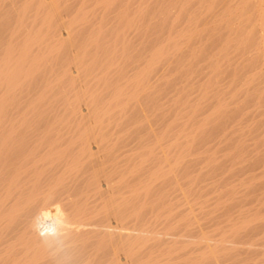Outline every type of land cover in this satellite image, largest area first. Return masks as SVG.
<instances>
[{
  "label": "bare ground",
  "instance_id": "6f19581e",
  "mask_svg": "<svg viewBox=\"0 0 264 264\" xmlns=\"http://www.w3.org/2000/svg\"><path fill=\"white\" fill-rule=\"evenodd\" d=\"M64 1L24 0L16 9L14 25L7 24L10 13L5 16L0 7V264H179L181 259L180 264L209 260L211 264H264V0H180L177 16L189 14L185 33L176 29L175 4H167L172 0H164L155 13L149 11L148 0L135 9L132 0H80L67 22L58 18L61 8L72 3ZM33 2L34 20L43 12L36 28L24 21ZM7 7L5 3V11L11 10ZM113 8L115 23L107 30L104 22ZM96 10L102 12L97 27L85 32L89 25L84 22ZM148 11L167 28L166 36L153 47L142 40L151 46L148 56L145 60L137 54L143 66L129 63L130 68L136 67L129 75L125 67L135 59L127 34L139 23L140 32H147L150 22L144 27L142 22ZM78 33L86 38L79 43H85L79 48L74 41L77 48H73ZM239 49L245 54L240 61L233 53ZM204 56L210 70L195 90L192 115L182 107L183 112L177 109L168 121L157 103L160 100L152 97L158 84H152L151 73L163 74L162 63L167 68L169 61L176 69L184 66L185 75L189 69L201 73L197 61ZM61 58L65 61L59 65ZM52 62L58 67L51 65L54 72L46 74ZM162 80L158 83L173 85V80ZM32 81H39L41 89L38 93L28 89L33 95L27 94V101L29 95L35 96L29 98V105H22V109L26 106L22 111L16 100L21 98V88ZM142 98L155 103L148 109V101L144 99L147 105H143ZM59 99L63 110L56 114ZM178 99L173 98L172 105L177 106ZM46 104L50 106L43 107ZM11 105L19 107L20 117ZM131 107L134 112L127 114ZM9 109L14 113L9 114ZM152 114L160 120L156 128H152ZM195 135L211 153L206 164L214 193L212 217H208L212 234L191 231L184 224L190 227L188 234L180 233V227L176 233L159 236L150 228L151 218L161 216L170 205L167 191L173 184L190 188L197 179L195 163L186 159ZM173 161L176 172L168 167ZM202 163L203 159L199 172L205 167ZM169 219L167 224L174 217ZM177 219L170 228L184 223ZM183 237L191 238L190 244L202 239L207 243L193 256L195 248L186 247L190 254L179 250ZM221 256L225 262H220Z\"/></svg>",
  "mask_w": 264,
  "mask_h": 264
},
{
  "label": "rangeland",
  "instance_id": "374dc122",
  "mask_svg": "<svg viewBox=\"0 0 264 264\" xmlns=\"http://www.w3.org/2000/svg\"><path fill=\"white\" fill-rule=\"evenodd\" d=\"M1 1L2 0H0V7L2 6V10H0V11H2L3 13H4V15L6 14V13H10V14H12V15H10L9 14V16H8V14H7V18L8 17H10L9 19H5L6 21H8L7 22V24H15V22H13L14 20H13V18L15 19V15L14 14H16V9L18 10L19 9V7L18 6H21L22 5V3H23V1L24 0H3L4 1V5H1V4H3V3H1ZM27 1V0H26ZM68 1H70V2H68ZM77 1V2H76ZM121 1V0H120ZM136 0H132V1H130V5H131V8L132 7H134L133 9H135L136 7H138V4L137 3H139L140 1H143V0H137V2H135ZM150 3H151V6L149 7V11H150V9H151V12L153 11V13H155V12H157L158 10H159V8H157L159 5L160 6H162V5H164V3H163V1L164 0H148ZM166 1V0H165ZM173 1V3H170V2H172ZM172 1H166L165 3H167V2H169V3H167V4H170V5H173V4H175V7H172V10H173V12L176 14H174V15H172V18L173 17H175V16H177L178 14H177V8L176 7H178L179 5V2H180V0H172ZM66 2H68L67 4H70L71 2V4H70V7L68 8H66V7H62L61 8V10H62V12L60 11V14L59 15H61L60 17H58V18H61V17H64V18H61V20H63L64 22H67V20L69 19V18H71V17H73L72 15H75L74 13L76 12V10H77V6H79L80 4H79V2H80V0L78 1V0H65L64 1V3H66ZM74 2V3H73ZM76 2V3H75ZM160 2V3H159ZM5 3H6V7L7 8H9V6H11L10 8H11V10H12V12H11V10L10 9H8L7 11H5L6 10V8H4L5 7ZM8 3H10V5L8 4ZM34 3L35 2H33L32 3V5L30 6V8L27 10V12L29 13H27L26 15L27 16H25V18H24V21H25V25L28 27V26H30V24H33L32 26L33 27H35V26H39L38 24H40V16L42 15V11H39L40 13L37 15V17L39 18H37L36 20H34V16H35V11H34V9L33 8H35V10H36V7H34V6H36V4L34 5ZM134 5H133V4ZM155 3H157L158 5H156ZM162 3V4H161ZM73 4V5H72ZM79 4V5H78ZM64 6H65V4H64ZM66 6H68V5H66ZM174 6V5H173ZM33 7V8H32ZM76 8V9H75ZM91 8V7H90ZM179 8V7H178ZM15 9V10H14ZM33 9V10H32ZM65 9V10H64ZM74 9V10H73ZM115 9H117L116 7H115ZM115 9L113 8L112 10H114V11H112V10H110L111 12L109 13L108 12V14H109V17L107 18V16H108V14L107 15H105L104 14V16H103V18L105 17V18H107V19H105V24H106V26H104V27H106L105 29H110L111 28V26L115 23V17H113L116 13H117V11H118V9H117V11H115ZM156 9V10H155ZM30 10V11H29ZM154 10H155V12H154ZM5 11V12H4ZM75 11V12H74ZM148 11V12H149ZM2 12H0L1 14H3ZM38 12V11H37ZM42 12V13H41ZM151 12H149L148 14H146V16H145V18H144V20H143V24L144 25H142L143 27L147 24V23H149L150 22V24H149V26H148V28H147V32L146 33H142V32H140V30H141V23H139V25H135L136 27L134 28V26H133V28H131V29H129V34H127V36L129 35L130 36V38L129 37H127V39L129 40V43L132 45V46H130V48L131 49H133V51H131V49H130V51L131 52H133V58L135 59V60H133L132 59V62H128V64H127V66L125 67V71L127 72V73H129V75H131L133 72H132V69H134L133 71H135L136 69V67H131L130 68V65L131 64H129V63H136V62H140V67H141V63H143L144 61H142L143 59H145L146 60V58H147V56L148 55H146L147 53H148V51L150 50L149 48L152 46H154V44L156 45L158 42H160V40H162L163 39V36L165 37L166 36V30H167V28L165 27V26H162L161 25V21L159 20V19H157V18H155L156 16H154L153 15V13H151ZM70 13V14H69ZM34 14V15H33ZM41 14V15H40ZM98 14V15H97ZM101 14H102V12H101V10H96L95 12H94V15H91L89 18H88V20H86V22H84V24L86 23L87 25H89V26H87L86 27V30L84 29V31L85 32H88L89 33V28H91V27H93V25L95 26V27H93V29L94 28H96L97 27V24H98V20H99V18H100V16H101ZM182 14V13H181ZM31 15V16H30ZM40 15V16H39ZM58 15V16H59ZM69 15V16H68ZM184 15V16H183ZM183 15H181V16H177V21H176V29L178 30H182L181 31V33H185V29H186V27H187V24H189V22H188V20H189V14H183ZM65 16L67 17V18H65ZM33 17V18H32ZM153 17V18H152ZM5 17L3 16V19H4ZM150 18V19H149ZM183 18V19H182ZM32 19H33V21H32ZM181 21H179V20ZM3 21V22H6V21ZM12 20V21H11ZM60 20V19H59ZM59 20H57V22L59 21ZM148 20H150V21H148ZM183 20H184V22H183ZM62 21V23L64 24V22ZM107 21V22H106ZM111 21V22H110ZM114 21V22H113ZM187 21V22H186ZM2 22V21H1ZM13 22V23H12ZM33 22V23H32ZM180 22V23H179ZM35 23V24H34ZM94 23V24H93ZM111 23V24H110ZM113 23V24H112ZM166 23V22H165ZM6 24V23H5ZM13 24V25H14ZM60 24V23H59ZM96 24V25H95ZM167 24V23H166ZM183 24H185V25H183ZM86 26V25H85ZM114 26V25H113ZM184 26V27H183ZM81 28H84V26L82 27V26H80ZM36 28V27H35ZM81 28H76L78 31H79V29L81 30ZM153 28V29H152ZM181 28V29H180ZM151 29H152V31H151ZM132 30H134L133 31V33L131 32ZM158 30V31H157ZM77 31V32H78ZM149 31H151L150 33H148ZM79 32H81V31H79ZM83 32V31H82ZM156 32V33H155ZM88 33H83V34H88ZM132 33V34H131ZM134 33H136L135 34V36L136 37H134ZM141 33H142V35H141ZM157 33H159V34H157ZM80 34V35H79ZM145 34V35H144ZM162 34V35H161ZM158 35H161V37H159ZM81 36H83L84 37V35H82V33H78L74 38H73V48H74V46H75V48H77L76 47V45H74V41H78V47L81 45V46H83V44L85 43V41H84V43L82 44H80L79 42H81L82 40H84V39H86V38H83V37H81ZM141 36V37H140ZM159 37L158 39H154V37ZM76 37H78V38H76ZM111 37V36H110ZM131 37H133V38H131ZM146 37V38H145ZM147 37H148V39H147ZM149 37H151V38H149ZM75 38L77 39V40H75ZM106 38H109L108 37V34H106ZM142 40H146V42H147V40H148V44L150 45L151 44V46H149L147 43H145V41H143L142 42ZM155 40V41H154ZM151 41H153V42H151ZM156 41H158V42H156ZM83 42V41H82ZM135 43V44H134ZM144 43V44H143ZM76 44V43H75ZM80 44V45H79ZM129 44V45H130ZM139 44V45H138ZM211 44L208 42L207 44H206V48L208 49L209 48V46H210ZM80 46V47H81ZM147 46H149V47H147ZM79 47V48H80ZM135 47V48H134ZM142 49H141V48ZM184 47V46H183ZM148 48V49H147ZM213 48V45L211 46V49ZM139 49H141V50H139ZM184 49V48H183ZM189 50H190V48H188ZM139 50V51H138ZM187 51L188 50H186V52L184 51V53H182L181 54V61H182V63L181 64H183L184 63V61H183V59H185V55L187 54ZM134 52H136V53H134ZM141 52V53H140ZM233 53H237L236 55H235V57L234 58H236V59H238L239 61L240 60H242V58L244 57V55L245 54H243V53H241V50L239 49V50H237V51H234ZM62 54V53H61ZM137 54H141L142 56H143V59H141L142 58V56L141 55H137ZM184 54V55H183ZM63 56V55H62ZM89 56H87V58H88ZM137 57H139L138 59H137ZM63 59V60H62ZM56 60V59H55ZM137 60V61H136ZM52 61H54V59L52 60ZM58 62L59 61H61V62H59V63H57V64H62L64 61H65V58H61V60H57ZM134 61V62H133ZM208 61H209V59H208V56H204L203 58H200L199 59V62L197 61V68H201L202 67V69H201V73H199V69H198V72L196 71V74H194V72L192 73V70L190 71V69L188 70V73H186V75H185V71H184V69H185V67L184 66H181L180 64H179V68L178 69H176L177 67H175L176 65H174V62H170L169 61V65H168V67L170 68H165V66H166V64H164V63H162L163 64V66L162 67H164V70H163V68L161 67V66H157L158 68L160 67V68H162V70L163 71H161V69H160V72H163V74L162 73H159V72H157V73H155L154 71L151 73V80H152V84H158L157 86H155L154 88L155 89H157L158 88V91L156 90L155 91V93L154 94H152L151 96L154 98V101H158V100H156V99H159L160 101L159 102H157L158 103V105L160 104V108H161V110L163 109V111L162 112H165L164 114H165V116L168 118V121H171V119H172V115L174 114V112H177L178 110L177 109H179L180 111H182L183 112V108L182 107H187L186 108V110H187V112H185V113H188L189 114V116L190 115H192V113H190V112H192L191 110H192V108H194L195 106H193L195 103L194 102H196V100H197V97H195V95L194 94H196L197 95V92H198V89L197 88H199V84L201 83V81H202V79H203V77H204V79H205V77H207L208 76V72H209V70H210V67L208 66ZM50 62V61H49ZM167 61H165V63H166ZM57 64L55 63L54 64V62H52V63H50V66H48V67H51V65L53 66V68L54 67H58L57 66ZM138 64V63H137ZM129 65V66H128ZM160 65V64H159ZM171 65V66H170ZM132 66V65H131ZM134 66H135V64H134ZM137 66V65H136ZM143 66V65H142ZM48 67H47V72H46V74L48 73V72H50V70L51 69H53L52 67L51 68H49L48 69ZM156 67V70L157 71H159L158 70V68ZM55 68V69H56ZM130 70H129V69ZM181 68V69H180ZM167 70H169V72H167ZM173 70H174V73H173ZM53 72H54V69H53ZM132 72V73H131ZM166 72V73H165ZM171 72H172V74L173 75H171ZM51 73H52V70H51ZM155 73V74H154ZM169 75H168V74ZM165 74V75H164ZM192 74H194V75H192ZM160 76L159 77V79L158 78H156V79H154L155 77L154 76ZM180 78H179V77ZM185 76H187V77H185ZM45 77H47V76H45ZM154 77V78H153ZM153 78V79H152ZM160 78H166V79H170L169 81H171V80H173V81H171V83L173 84L172 86H170L169 84H167V85H161V84H159L158 82L160 81V83L161 82H164L165 80H162V79H160ZM183 78V79H182ZM149 79H150V76H149ZM41 80V79H40ZM182 80H185V82L183 81L182 82ZM150 81V80H149ZM154 81V82H153ZM192 81H194V82H192ZM35 82V83H34ZM151 82V81H150ZM174 82V83H173ZM192 82V83H191ZM37 83V84H36ZM40 82L39 81H32V82H30V86L27 84H25L23 87H25V89L24 88H21L22 89V91H23V93H17V97H18V95H19V97L18 98H20L19 99V102H18V100H16L17 101V105H20L21 106V108H20V110L22 109V105L23 104H25L26 106L27 105H29L28 103L30 102V99L31 98H33L34 96H35V94H34V96L32 97V95H33V93H35V92H37L38 93V91H40V89L39 88H37V87H41V83L39 84ZM194 83V84H193ZM33 84V85H32ZM36 84V85H35ZM189 84V85H188ZM190 84H191V87H190ZM175 85V86H174ZM31 86H32V88H31ZM184 86V87H183ZM187 86H189V87H187ZM192 86H194V87H192ZM164 87V88H163ZM169 87V88H168ZM175 89H174V88ZM27 88V89H26ZM182 88H184V89H182ZM24 89V90H23ZM28 89H29V91H33V93H29L28 92ZM31 89V90H30ZM36 89H37V91H36ZM39 89V90H38ZM164 89V90H163ZM168 89V90H167ZM179 89H181V90H188L187 92L185 91V93L186 94H183V92L184 91H180ZM197 89V90H196ZM25 90H26V93H25ZM197 92H196V91ZM18 91V90H17ZM21 90H20V92H22ZM170 91V92H169ZM19 92V91H18ZM24 94V95H23ZM27 94H32V95H29V97H28V100H29V102L27 101ZM157 94V95H156ZM159 94V95H158ZM177 94H180V96L179 95H177ZM189 94V95H188ZM191 94H193V95H191ZM72 95V93L70 94V96ZM109 94H107L106 92L105 93H103V99L104 100H106L109 96H108ZM188 95V96H187ZM24 96H26V97H24ZM155 96V97H154ZM167 96V97H166ZM179 96V98H183V99H178L177 97ZM182 96V97H181ZM187 97H189L190 98V100L187 102V101H185V99H187ZM195 97V98H194ZM17 98V99H18ZM24 98V99H23ZM30 98V99H29ZM149 98V97H148ZM148 98H142L141 100H143V102H141L143 105H144V103L146 102V100L148 101V105H147V103H145L148 107V109L150 108V103L152 104V103H155V102H149V101H151V100H148ZM173 98H176V99H178L179 101L176 103V105L178 106L179 105V107L177 108V106H175L174 104L172 105V99ZM144 99H146V100H144ZM162 99V100H161ZM23 100H26V101H23ZM63 100V99H62ZM184 101L185 102H187V106H185L184 104H186V103H184ZM194 101V102H193ZM28 102V103H27ZM57 102H60V104L59 103H57L56 105H55V107L53 106L52 107V110L54 109V111H53V113H56L57 114V112H58V110H63V103H62V101H60V99L57 101ZM171 102V103H170ZM189 102H191V103H189ZM22 103V104H21ZM140 103V104H141ZM183 103V104H182ZM141 104V105H142ZM182 104V105H181ZM16 105V106H17ZM145 105V106H146ZM26 106H23L24 108L22 109V111H24V109H25V107ZM49 107L50 106V104L49 105H44L43 107ZM82 106H84V105H82ZM144 106V107H145ZM171 106V107H170ZM175 106V107H174ZM18 107V106H17ZM162 107H164V108H162ZM190 107H192V108H190ZM11 108H13L14 110H15V106L14 105H11ZM19 108V107H18ZM18 108H16V109H18ZM61 108V109H60ZM134 108V107H133ZM133 108L131 107L129 110L131 111H129L128 110V112H127V114L129 113V114H131L132 113V111L134 112V110H133ZM56 109H57V111H56ZM165 109V110H164ZM172 109V110H171ZM174 109H176V110H174ZM10 110H11V114H13L14 112L12 111V109H9V114H10ZM19 109L16 111L15 110V114L18 112V111H20ZM52 110H51V112H52ZM7 111H8V108H7ZM22 111H20V112H18V114H19V116L18 117H20L21 116V114H22ZM161 112V111H160ZM169 113V114H168ZM184 113V114H185ZM14 114V115H15ZM58 114H60L59 112H58ZM172 114V115H171ZM154 116H156V114H152V123H154L153 125H152V128H153V126H154V128H156L158 125H159V122H160V120L158 121V120H154ZM188 116V117H189ZM16 117H17V114H16ZM151 118H149V119H151ZM157 118V117H156ZM155 118V119H156ZM157 119H159V118H157ZM196 120V119H195ZM151 121H150V124H151ZM157 123H156V122ZM192 121V120H191ZM190 120H189V122H191ZM193 124H195V126L197 127V124H196V122H193ZM191 127H192V125H191ZM195 127V128H196ZM192 129H193V131H194V127H192ZM197 129V128H196ZM194 133L196 134V135H198V131L197 132H195L194 131ZM195 135V142H197V143H195V142H193V147H192V149H190L191 150V154L190 155H187V157H186V159H192V162H194L195 163V165L194 166H196V168H195V170L196 171H194V178H196L197 177V179H194L195 181H193V185H191L190 186V188H189V186H187V185H183L182 186V189H181V186L180 185H177V184H173L172 185V187H170L169 188V190L167 191L168 193H166V195H168V197L167 198H169V201H170V199H172L170 202H169V204L170 205H168L167 206V208L164 210V212H163V214L161 215V216H158V217H156V218H154V217H152L151 218V224H150V228L151 229H155L154 231H156L157 232V234H159V236H166V235H168V234H171V233H176L177 231H178V229L181 227V230L179 231L180 233H186V231H190L189 230V226H191L193 229H191V231H199V230H202V231H204V233H206V234H208L209 236H210V232H211V234H212V229H213V227H212V220H210L208 217H212V206H213V204H211L212 202H213V200H212V196L214 195V193L211 191V189H209V188H211L212 186L210 185V182H211V180H210V175H209V166L210 165H207V164H210L209 163V155L211 154L210 153V151L208 150V149H206V146H202V142H200L201 140L198 138L199 136H196ZM199 139V140H198ZM197 145V146H196ZM200 146V147H199ZM200 151V152H199ZM206 151L208 152V153H206ZM192 153H194V154H192ZM198 153H199V155H198ZM194 156V157H193ZM195 156L198 158H195ZM201 159H203V163H204V166L205 167H203L202 169H201V172H199L198 170H199V161L201 160ZM208 161V162H207ZM174 163V161L168 166V167H170V168H172V170H174L175 172H176V170L174 169V165H172ZM202 163V164H203ZM207 163V164H206ZM193 166V167H194ZM167 167V168H168ZM198 169V170H197ZM171 170V171H172ZM170 171V172H171ZM173 171V172H174ZM172 173V172H171ZM174 174V176H176V174L177 173H172V174H170L171 176ZM207 175V176H206ZM160 179V178H159ZM157 182H159V180H157ZM196 182V183H195ZM179 184V183H178ZM196 184V185H195ZM191 187L192 188H194V189H191ZM208 187V188H207ZM186 188H189V189H186ZM176 189H178V190H176ZM179 189H181V192L179 191ZM200 189V190H199ZM185 190H188L187 191V193H186V191ZM190 190H194V191H191V192H189ZM177 192H179L180 194L178 195L179 197H181V195L183 194L184 196V198H185V196H187L186 198V200L185 201H183V199L184 198H182V200L181 199H178V196L176 195V194H178ZM195 192V193H194ZM176 193V194H175ZM190 193H191V195H190ZM211 194H213L212 196H211ZM175 195H176V197H175ZM210 196V197H209ZM205 197H207V198H205ZM188 198L189 199H191L190 201H188ZM195 198H197L195 201H197V202H195L194 201V199ZM210 198H211V200H210ZM177 199V200H176ZM175 200H176V202L178 201V200H180V201H178L177 203L179 204V206L178 205H176L177 203L175 202ZM186 201H188V202H186ZM191 201H194V202H192L191 203ZM207 201V202H206ZM205 203V204H204ZM206 203H208V204H211V205H209V206H207L208 204H206ZM190 204V206L192 207H187L186 208V206H188ZM186 205V206H185ZM197 205V206H196ZM203 206V207H202ZM169 208V210H167ZM206 210H205V209ZM209 208V209H208ZM189 209V210H191L192 209V211L191 212H187V210ZM169 213V214H166L167 212ZM200 211H202V212H200ZM204 211V212H203ZM177 214H176V213ZM182 212V214H180ZM187 212V213H186ZM185 213L187 214L186 216H185ZM192 213V214H191ZM189 214V215H188ZM200 214V215H199ZM170 215H172V217H168V216H170ZM176 215V216H175ZM184 215V216H183ZM191 215H193L192 217L193 218H191ZM203 215V216H202ZM187 216H188V218L189 219H186L187 218ZM200 216V217H199ZM173 217H174V220H171L170 221V223L169 224H167L168 223V221L170 220L169 218H171V219H173ZM175 217H177V218H175ZM205 217H207V219L205 218ZM164 218V219H163ZM168 218V219H167ZM198 218V219H197ZM205 218V219H204ZM167 219V220H166ZM177 219V221L178 220H183L184 221V223L182 224V223H180V224H182V225H180V224H178L177 226H179V227H173V229L172 228H170V226H173L174 224H175V220ZM192 219V220H191ZM163 221L162 222V224H160V222L161 221ZM164 220H166V221H164ZM188 220V221H187ZM198 220V221H197ZM206 220H207V222L209 223V224H206ZM155 221V222H154ZM194 221V222H193ZM199 221H201V222H199ZM156 222H157V224H156ZM166 222V223H165ZM171 222H173V223H171ZM179 222V221H178ZM191 224H190V223ZM193 222V223H192ZM199 223V224H198ZM206 224V225H203V224ZM164 224H166V225H169V227L168 226H165ZM170 224H173V225H170ZM177 224V223H176ZM187 225V224H189V226H184V227H182L183 225ZM195 225V226H194ZM203 227H201V226ZM186 227H188V229L186 228ZM168 228V229H167ZM182 228H184V229H182ZM172 230V231H170V230ZM176 229H177V231H176ZM186 229V230H185ZM167 230V231H166ZM169 230V231H168ZM183 230H185V231H183ZM160 231V232H159ZM161 232H163V234L161 233ZM165 233V234H164ZM186 234H188V233H186ZM157 236V235H156ZM162 236V237H163ZM190 238V237H189ZM211 238V237H210ZM182 240L184 241V240H186V241H182V244L181 243H179L178 245L182 248V249H179V250H182V251H189L188 253L190 254L191 252V250H188L186 247H189V249H194L195 248V250L197 251H195L193 254H191V255H193V256H195V253H196V255L198 254V247H201V245H203L204 243L206 244L207 243V240L206 239H202V240H200L198 243H194V244H190V242H191V238L190 239H188V237L187 238H182ZM203 241V242H202ZM206 241V242H205ZM189 242V243H188ZM209 242V241H208ZM183 243H184V246H182L183 245ZM188 243V244H187ZM196 244V245H195ZM204 244V245H205ZM185 245H194V246H192L193 248H191V246H185ZM180 252V253H185V252ZM219 258V260L221 259V261L220 262H225V261H223V259H225V258H223V256H221V257H218ZM181 260H183V259H181ZM181 260H179V261H181ZM213 260H217V259H213ZM178 261V263L180 264V263H182V262H179ZM211 260H209V262H210ZM209 262H207L206 261V263H208V264H211V262L209 263ZM213 262V261H212ZM205 263V261L203 262L202 261V264H206ZM214 264H215V262H213ZM216 263H217V261H216ZM171 264H174V263H171ZM196 264H200V262L199 263H196ZM217 264H219V262L217 263ZM221 264V263H220ZM223 264V263H222Z\"/></svg>",
  "mask_w": 264,
  "mask_h": 264
}]
</instances>
